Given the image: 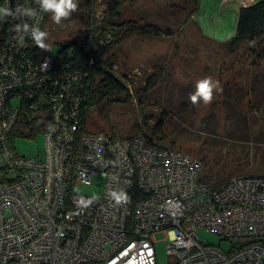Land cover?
<instances>
[{
    "label": "built area",
    "instance_id": "built-area-1",
    "mask_svg": "<svg viewBox=\"0 0 264 264\" xmlns=\"http://www.w3.org/2000/svg\"><path fill=\"white\" fill-rule=\"evenodd\" d=\"M0 8L11 13L0 14V264H157L160 230L170 264H264V175L215 189L198 180L203 161L191 153L85 131L79 71L70 82L65 62L27 55L46 14L39 0H2ZM18 131L44 135L43 154H21ZM97 177L102 194L78 189ZM121 191L128 200L117 203L112 193ZM199 229L231 247L202 241Z\"/></svg>",
    "mask_w": 264,
    "mask_h": 264
},
{
    "label": "rangeland",
    "instance_id": "rangeland-1",
    "mask_svg": "<svg viewBox=\"0 0 264 264\" xmlns=\"http://www.w3.org/2000/svg\"><path fill=\"white\" fill-rule=\"evenodd\" d=\"M83 1L75 0L76 9L80 10L78 5ZM241 1L221 0L217 8L204 5L195 17L192 14L194 0H133L126 4L122 9L123 19L171 28L173 34L160 37L133 34L115 43L112 51L117 57V74L123 77L124 72H129L141 83L154 66L159 65L164 76L143 110L136 101L108 104L103 114L97 110L93 112L90 128L110 130L114 125L119 135L127 136L137 123L144 126V121L150 118L146 115L152 114L145 125L149 130L157 122L156 116L161 110H166L170 114L164 120L167 129L186 137L180 142L192 148V155H197L195 150L201 142L190 139L211 135L229 158L237 163L242 161L244 173H260L258 169L263 165L264 154V37L257 46L260 54H251L246 48L230 51L222 43L235 33L236 11ZM97 3L98 15L102 16L104 2L98 0ZM50 18L53 20L52 12ZM62 20L59 24L53 20L52 35L48 34L47 44L53 56L59 49L57 40L75 35L81 37L85 30L82 23ZM205 77L219 82L213 89V100L209 104L203 100L193 104L190 96L196 90L197 81ZM106 112L108 116H103ZM238 114L246 123H237L235 116ZM234 134L237 138L232 137ZM15 146L23 155L36 156L43 154L45 138L42 134L34 138L19 136ZM103 181L102 177H97L93 185L81 184L78 189L100 195ZM167 234L163 230L154 233L157 264L171 263ZM198 234L206 243H220L224 250L231 247L229 240H221L216 233L199 229Z\"/></svg>",
    "mask_w": 264,
    "mask_h": 264
},
{
    "label": "trees",
    "instance_id": "trees-1",
    "mask_svg": "<svg viewBox=\"0 0 264 264\" xmlns=\"http://www.w3.org/2000/svg\"><path fill=\"white\" fill-rule=\"evenodd\" d=\"M0 0V4H1ZM104 2L105 8L103 15H98V0H84L79 4L80 10L76 9L71 12L68 18L62 21H77L85 26L81 37L75 35L71 38L56 41L59 49L55 56L50 53V47L47 44L48 34L52 35L54 26L50 18L51 12H46L41 31L47 33L45 44L47 49L39 48L33 40L27 55L35 62H40L46 56L51 54L55 58V65L58 67L65 62L61 71L69 77L70 82L74 81V71L78 70L81 74L82 86L76 90V95L80 98V116L82 126L85 131H95L91 127V118L94 111L103 114L104 108L108 104L127 103L136 101L138 106L143 110L149 102L151 92L157 87L163 79V69L156 65L153 71L148 74L141 83H138L136 76L129 72H124L123 77L116 72L117 57L112 47L115 43L122 41L124 37L133 34L145 36L160 37L164 34L171 35V28L164 29L159 25L149 23H138L134 20L123 19V7L133 0H99ZM162 1V0H157ZM165 1V0H164ZM178 1V0H175ZM192 14L197 16L204 5L217 8L221 6V0H194ZM237 12V21L234 35L222 43L230 51H238L242 48L249 50V53L260 54L257 46L264 37V0H256L247 5H241ZM192 15V16H193ZM195 21H197L195 19ZM199 21V19H198ZM200 22V21H199ZM66 72V73H65ZM25 100V99H24ZM28 104V103H27ZM157 115V122L147 130L146 126L149 119L153 117L146 115L144 126L140 123L134 125L132 133L127 136L140 135L150 146L166 147L180 151L192 152V148L180 139L186 137L178 131L167 129L164 120L170 116L166 110H161ZM34 117V112L30 113ZM103 116H108L106 112ZM238 124L243 123V118L238 114L235 116ZM246 123V121H244ZM37 123V122H36ZM34 129H40V124ZM105 131L118 136L115 126L112 125L110 130ZM21 132H16L12 137ZM21 134L22 137L29 138ZM204 135V134H203ZM33 136V135H32ZM234 134L232 137H236ZM237 138V137H236ZM199 139L200 147L195 150L196 156L201 158L203 166L199 171L198 180L218 189L225 185L232 177L238 175L261 174L264 175V154L263 165L258 169L260 173H244L245 167L228 157L222 151V145L215 141L211 135L203 137L202 135L191 138L190 140ZM243 139V137L241 138ZM215 152V153H214ZM214 153V155H213Z\"/></svg>",
    "mask_w": 264,
    "mask_h": 264
},
{
    "label": "clouds",
    "instance_id": "clouds-1",
    "mask_svg": "<svg viewBox=\"0 0 264 264\" xmlns=\"http://www.w3.org/2000/svg\"><path fill=\"white\" fill-rule=\"evenodd\" d=\"M39 3L43 11L53 13V20L57 24L61 22L62 18H68L70 13L75 11L77 8L75 0H39ZM0 14L11 15L7 8H0ZM26 14L34 15L31 10H26ZM23 30L27 32L29 30L28 25L25 24ZM30 34L39 48L47 49L48 46L44 42L47 37V33L45 31H41L38 27H35L31 30ZM217 84H219V82L213 81L211 77H205L198 80L196 83V90L190 96L191 102L196 104L200 100H203L205 104L211 103L213 100V89L217 88ZM112 196L117 203L122 200H128L127 194L122 191L119 193L113 192Z\"/></svg>",
    "mask_w": 264,
    "mask_h": 264
}]
</instances>
